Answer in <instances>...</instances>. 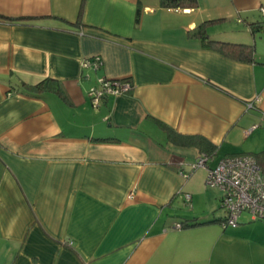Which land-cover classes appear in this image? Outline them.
I'll return each mask as SVG.
<instances>
[{
	"label": "crops",
	"instance_id": "obj_1",
	"mask_svg": "<svg viewBox=\"0 0 264 264\" xmlns=\"http://www.w3.org/2000/svg\"><path fill=\"white\" fill-rule=\"evenodd\" d=\"M261 6L0 0V15L20 18L0 21V264H264V220L224 226L222 193L205 183L229 154L264 166ZM206 21L210 39L252 45L254 60L191 35ZM45 78L63 92L28 86ZM100 78L132 88L93 107ZM163 125L215 146L208 167L184 178L199 148Z\"/></svg>",
	"mask_w": 264,
	"mask_h": 264
},
{
	"label": "built area",
	"instance_id": "obj_2",
	"mask_svg": "<svg viewBox=\"0 0 264 264\" xmlns=\"http://www.w3.org/2000/svg\"><path fill=\"white\" fill-rule=\"evenodd\" d=\"M264 15V6L259 8ZM100 59L93 57L82 62V68L97 69ZM128 81L99 79V85L89 91L90 102L98 107L109 96L123 94L131 90ZM259 98L256 99L258 101ZM253 107L254 103L248 104ZM209 158L200 153L191 165L189 172L181 173L189 178L198 168L208 167ZM205 183L220 189V207L225 213L224 226H236L243 213H248L253 220H264V171L252 154H234L221 157L214 167H208ZM186 205H191V195L185 193Z\"/></svg>",
	"mask_w": 264,
	"mask_h": 264
},
{
	"label": "trees",
	"instance_id": "obj_3",
	"mask_svg": "<svg viewBox=\"0 0 264 264\" xmlns=\"http://www.w3.org/2000/svg\"><path fill=\"white\" fill-rule=\"evenodd\" d=\"M160 5L162 7L165 8H196L198 6V0H160ZM20 18H15V17H8V16H4V15H0V21H5V22H13V21H17ZM206 22H202L200 24H198L195 28H193L192 30H190L191 35L195 36V37H200V39L202 40L203 43L214 47L215 49H218L220 52L226 54V55H230L232 57H235L237 59H243V60H247V61H253L254 57H253V47L252 45H245V44H240V43H232V42H224V41H218V40H214V39H210L205 31V25ZM258 26V28H260L259 24H256ZM262 29H264V27L261 26ZM254 30V29H253ZM245 48H247L248 52H245ZM245 52V53H244ZM122 81H127L125 79H121ZM30 86L33 90L36 91H50V88H54L57 91H62L63 89L60 86L59 82H57L56 80L52 79V78H45L42 81H40L39 83H37L36 85H28ZM163 127L166 129L167 134L169 136V138H171V140L175 141V142H182L184 144H190V145H194L197 146L199 148V152L200 153H204L209 159H212V157L215 155V146L211 145L208 141H206L205 139L199 137V136H184L181 135L179 133H177L176 131L172 130L171 128H169L166 125H163ZM92 141H96V142H108L110 140H114L112 138H91ZM243 154V153H240ZM250 154V153H249ZM232 155V154H229ZM254 155V154H252ZM257 159V156L254 155ZM257 162L259 164V166L261 167L262 171H264V166H262L258 159ZM185 202V201H184ZM225 218V217H224ZM223 220L221 221V223L223 224ZM190 220H188L187 222L183 221L182 223L185 224V226H194L197 224H200L199 222H197L196 220H192L191 222H189Z\"/></svg>",
	"mask_w": 264,
	"mask_h": 264
},
{
	"label": "rangeland",
	"instance_id": "obj_4",
	"mask_svg": "<svg viewBox=\"0 0 264 264\" xmlns=\"http://www.w3.org/2000/svg\"><path fill=\"white\" fill-rule=\"evenodd\" d=\"M207 187H208L209 189H211L212 191H214V190H218L219 192H221V191L219 190V188H217V187H215V186H213V187H212V186H207ZM191 205H192V204H191ZM191 205H186V206H187L188 208L191 209V208H192ZM219 205H220V203H219ZM197 207H198V208H204V207H203V203L200 202V204H198ZM198 208H197V209H198ZM191 210H192V209H191ZM201 210H202V209H201ZM214 213H218V214L221 213V214H222V213H224V211H223V209H222L221 207H220V208L217 207V209L214 210Z\"/></svg>",
	"mask_w": 264,
	"mask_h": 264
}]
</instances>
